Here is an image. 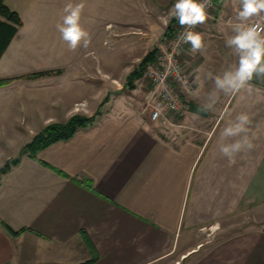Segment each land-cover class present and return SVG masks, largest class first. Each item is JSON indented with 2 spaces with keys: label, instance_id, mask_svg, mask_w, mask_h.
Listing matches in <instances>:
<instances>
[{
  "label": "crops",
  "instance_id": "1",
  "mask_svg": "<svg viewBox=\"0 0 264 264\" xmlns=\"http://www.w3.org/2000/svg\"><path fill=\"white\" fill-rule=\"evenodd\" d=\"M5 1L23 25L0 59V80L15 78L7 85L13 92L26 87L44 95L47 90L67 95L60 118L49 108L43 128L32 137L74 116L91 120L70 140L47 147L37 158L21 154L19 165L3 176L0 264H264V82L254 80L251 93L241 91L221 103L220 93L217 112L210 111L208 117L189 111L167 123H153L144 112L146 92L139 85L132 91L140 94L139 100L126 99L114 108L98 102L96 80L91 79L95 70L85 80V72L49 64L79 57H41L30 49L50 41L65 44L56 25L66 4L82 2L85 11L84 0ZM162 2L148 4V9L170 25L173 18L161 14L166 6ZM99 3V14L111 17L113 0ZM136 3L139 15L126 19V29L141 27L145 20V0L141 8ZM124 4L127 11L129 0ZM239 9V0L220 3L197 30L204 36V49L193 54L189 45L183 56L189 69V62L195 67L198 105L213 89L207 74H222L238 63L225 42L233 35ZM113 26L109 21L104 27L111 33ZM152 26L148 30L155 34ZM138 39L144 44L153 37ZM51 70L60 73L27 78ZM73 84L77 87L71 90ZM34 100L48 102L40 96ZM240 113L250 116L248 136L254 147L229 159L219 146L231 138L223 141L221 132ZM10 159L0 160V170ZM251 212L255 224L241 232L240 218ZM230 222L234 229L228 240L208 247L204 234L223 237ZM4 224L22 232L14 235Z\"/></svg>",
  "mask_w": 264,
  "mask_h": 264
},
{
  "label": "rangeland",
  "instance_id": "2",
  "mask_svg": "<svg viewBox=\"0 0 264 264\" xmlns=\"http://www.w3.org/2000/svg\"><path fill=\"white\" fill-rule=\"evenodd\" d=\"M95 1L96 3L93 4ZM100 1H102L103 6L104 0ZM125 1L128 0H113V12L110 17L108 13L99 14L101 5L99 0H84L88 8L82 13L81 24L90 32L91 35V43L87 49L80 47L76 51H71L68 49L66 43L58 45L55 41H50L51 43L43 45L29 46L31 50L34 49L36 51L35 55H39L41 57L47 56L54 59L60 57H79L80 60L78 61L72 60L73 62H59V64L57 61H52L49 62V64L51 63L55 66L61 64L69 65L71 70H75L78 74H84L85 72V80H88L87 76L89 72L92 74L95 70L96 78L92 77L91 79L96 80L98 102H102V104L112 103L114 108L115 105H119L120 102L125 101L126 99L134 102L141 98L140 94L132 92L136 90V88L131 89L129 87V76L135 71V69L139 68L143 59L156 48L157 44L154 41L160 42L166 37V34L163 32L169 25L167 24L165 26V24L158 19V15L156 13H150L152 10L148 9V4L149 6L151 3L160 5L159 0H145L146 5L144 8L147 13L142 26H135L129 29L124 28L123 25L127 24L126 19H134L139 15L138 10L136 9V2H139L140 8L143 6L142 0H129L128 10L125 11ZM161 2L166 5L160 8L161 14L169 16V11L175 0H161ZM89 8L94 9L96 13L89 11ZM155 18L157 19V22L153 21ZM109 21H111L114 25L111 33L108 29H106V27H104ZM150 24L153 25L152 27L156 28L155 34H153L154 31L151 32L148 30ZM95 25L97 28H95ZM146 34L153 37V39L144 41V44L139 43L138 38L141 36L143 37V35ZM37 50H41V52L39 53ZM187 50L188 47L186 51ZM197 59L199 60L198 57ZM40 62L43 63L44 61L42 60ZM189 65L191 67L190 69L188 68L189 66L186 67L192 72L195 67L191 66V62H189ZM56 75H58V73L54 72L51 76ZM139 80H136L134 85L136 87L139 85V88L142 90L144 89L146 92V96L143 97L141 103L147 109L148 95L153 86L144 78L140 81ZM109 82H112V84L109 85ZM72 86L71 90H74V88L77 87L76 85L74 86V84ZM80 87L83 90V86L81 85ZM20 88L21 89L19 91L13 92V89H10L7 85L0 87V160L3 159L4 161L7 156H11V159L8 162L12 161V159H20V155L24 154V147L33 140L32 138L34 137L32 136L34 133L43 128L45 112L47 110H50L51 108L54 112L56 110L58 113L57 118H60L59 116L61 114L59 111L62 109L67 96L57 90H47L44 95L31 90L30 88ZM196 93L192 97H187L186 100L188 102H195V100L198 101ZM129 94H132L133 96L129 97ZM75 95L81 96V93H75ZM37 96H40L41 99L46 97L48 102L45 104L41 100H34ZM225 98L226 96L224 95L220 99V103L223 102ZM39 103H43V106H46L48 109H42ZM150 111L151 107H149L145 112L146 117L149 116ZM214 112L216 113L217 111L214 110ZM240 223L241 228L239 227V229L241 232L248 230L252 225H254L255 215L253 212L242 215ZM231 224L232 222L226 223L225 229L222 232L223 237H210L209 234L205 233L204 238L205 241H208L207 246H215L223 240L227 241V236H230L234 229V226ZM236 228H238V226H236L235 229Z\"/></svg>",
  "mask_w": 264,
  "mask_h": 264
},
{
  "label": "clouds",
  "instance_id": "3",
  "mask_svg": "<svg viewBox=\"0 0 264 264\" xmlns=\"http://www.w3.org/2000/svg\"><path fill=\"white\" fill-rule=\"evenodd\" d=\"M239 4L236 17L238 22L232 25L233 35L225 42L238 58V63L222 74H207V78L213 83V89L207 94L206 102L200 105L201 112L214 110L220 93L225 96L239 94L241 91L251 93L255 88L254 80L264 82V27L249 23L253 18L264 19V0H239ZM84 7L82 2L66 4L62 22L56 25L61 39L71 51L80 47L87 49L91 43L90 32L81 24ZM211 7V0H175L168 15L175 18L185 30L178 34L174 43L190 44L193 54L201 52L205 47L204 36L192 29L206 22L209 16L207 10ZM250 123V116L240 113L222 130L223 141L231 138V142H224L219 146V152L224 157L232 159L236 154L254 147L248 136Z\"/></svg>",
  "mask_w": 264,
  "mask_h": 264
},
{
  "label": "built area",
  "instance_id": "4",
  "mask_svg": "<svg viewBox=\"0 0 264 264\" xmlns=\"http://www.w3.org/2000/svg\"><path fill=\"white\" fill-rule=\"evenodd\" d=\"M226 1L228 0H211L212 7L207 10L209 16L220 3ZM253 23L264 27V19L258 18ZM199 27L200 25L192 30L197 31ZM184 30L176 22L172 33L157 43L155 57L144 73L143 78L153 86L148 95V108L151 107L149 118L153 123H167L172 116L186 115L190 111L186 99L197 92L194 74L187 69L183 60L190 44L174 43L178 34Z\"/></svg>",
  "mask_w": 264,
  "mask_h": 264
},
{
  "label": "trees",
  "instance_id": "5",
  "mask_svg": "<svg viewBox=\"0 0 264 264\" xmlns=\"http://www.w3.org/2000/svg\"><path fill=\"white\" fill-rule=\"evenodd\" d=\"M177 20L172 19L167 34H171L173 30L172 24H175ZM23 25V20L20 14L12 10L5 0H0V59L2 58L5 51L8 49L13 38L17 34L19 28ZM157 49L155 48L150 52L142 61L138 69H135L133 73L129 76V87L135 89L136 86L134 82L143 78L146 71L147 65L154 59ZM54 72L60 73V70L57 71H39L32 73L27 76L30 79H38L45 76H51ZM15 79V78H14ZM14 79H2L0 80V87L10 84ZM189 109L191 112L208 117L210 116V111L201 112L200 105L189 102ZM91 119L84 118L81 120V116H74L66 123H53L44 128L42 132L37 134L33 140L24 147V154H28L33 158H37L38 154L46 149L47 147L56 144L61 141L70 140L78 131L80 127L86 125ZM20 163V159H12L0 170V186L2 184L3 176L11 170L13 166H17ZM5 227L14 235H19L22 231L16 232L13 231L10 227L4 224Z\"/></svg>",
  "mask_w": 264,
  "mask_h": 264
},
{
  "label": "water",
  "instance_id": "6",
  "mask_svg": "<svg viewBox=\"0 0 264 264\" xmlns=\"http://www.w3.org/2000/svg\"><path fill=\"white\" fill-rule=\"evenodd\" d=\"M81 120H84V118H83V117H81Z\"/></svg>",
  "mask_w": 264,
  "mask_h": 264
}]
</instances>
